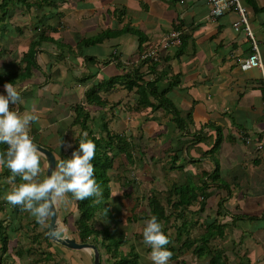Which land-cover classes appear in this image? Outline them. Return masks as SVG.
Here are the masks:
<instances>
[{
	"label": "crops",
	"instance_id": "crops-1",
	"mask_svg": "<svg viewBox=\"0 0 264 264\" xmlns=\"http://www.w3.org/2000/svg\"><path fill=\"white\" fill-rule=\"evenodd\" d=\"M243 2L264 61V0ZM209 12L207 0H0V92L6 82L22 92L17 107L37 116L30 134L54 151L57 164L79 148L85 133L108 140L125 130L134 160L140 136L163 140L165 172L176 170L177 183L196 191L185 217L197 232L209 223L216 232L206 254L191 249L169 264H264V71L242 68L251 41L234 27L238 12L218 20ZM174 29L182 31L181 42L165 47L164 37ZM151 48L159 51L157 72L150 62L141 64ZM136 69L143 75L135 76ZM156 75L159 91L188 130L179 131L170 112L140 103L139 84ZM114 152L116 160L123 155L133 163L126 152ZM41 163L46 173L44 156ZM117 169L111 199L121 208L130 205L120 225L128 239L121 249L138 254L139 264H153L142 232L137 239L129 231L132 221H145L136 207L138 180L120 195L113 189ZM56 204L64 220L62 204ZM63 207L78 213L75 199ZM78 251L93 261L89 250ZM102 253L103 261L112 255Z\"/></svg>",
	"mask_w": 264,
	"mask_h": 264
},
{
	"label": "trees",
	"instance_id": "trees-1",
	"mask_svg": "<svg viewBox=\"0 0 264 264\" xmlns=\"http://www.w3.org/2000/svg\"><path fill=\"white\" fill-rule=\"evenodd\" d=\"M25 1V0H24ZM33 3L31 2V5ZM31 7V6H30ZM264 8H261L263 10ZM150 62L151 71L157 72V65L155 59H146L142 61V65ZM134 75L139 77L143 74L136 69ZM160 75H156L154 80L146 81L142 84H139V97L140 103L143 105L152 106V110L164 109L172 114L173 121L176 123L179 131L188 130V125L186 121L181 117L179 110L169 99L165 91H159L157 82L160 79ZM132 81L130 80V87H132ZM110 136V134H109ZM85 138H90L95 141V156L93 157V164L95 169V177L97 182L101 185L103 189V198L97 197H88L83 200H76V205L78 209V216L75 219L74 225L75 228L73 230L76 238H78L82 242H92L95 243L100 251H101V260L102 263L107 264H139L138 254L133 253L132 250L125 253L121 246L128 242L126 239V235L121 228L122 218L120 217L121 208L119 206H110L111 204V180H112V170L115 166L116 161V153L117 152H126L127 158L134 162V157L131 152V143L127 140L123 135H117V140L114 135H111L108 140L102 139L96 136H87ZM116 145V148L114 147ZM110 146V147H108ZM6 148V145H0V150ZM138 148L140 154L143 156V151L141 146L138 144ZM140 160H142L140 158ZM10 175V169L3 166L0 171L1 176L8 180ZM136 181V178H128L127 184ZM15 183L20 182V177L16 178ZM187 184L179 185L178 183H173L170 187H167L164 194L159 193V191L155 192L154 187L149 188V190L145 193V197L147 203L150 207V214L144 212L141 217L144 220L150 218L151 215L156 214L158 218L161 220L163 226L166 224L170 226L169 228H174V232H170L168 227H164L165 233L170 237V241L165 247L171 249L173 255L170 257L171 259H176L180 256V254L184 251L193 250L194 254L198 256H202L210 251L211 244L210 241L213 236L216 235V232H213L214 226L212 223L207 225V231L200 233L195 232V222L191 219L188 220L185 217V212H192L191 206L193 205L191 199L196 195V191L193 188H188ZM6 191H8L9 186L5 185L3 187ZM0 188V211H2L3 216L0 217V264L2 263V256L5 252L10 250V240L13 236L17 235V232L23 231V222L26 217L31 219L33 216L30 214L28 210H24L21 206L17 205V208L12 205L8 201L1 200V196L3 195L2 189ZM204 188H202V193H204ZM5 191V192H6ZM162 192V191H161ZM200 193V190H199ZM164 196V197H163ZM163 198V200H162ZM165 198V201H164ZM107 202V203H106ZM166 203L169 205L170 211L166 208ZM23 209V211L21 210ZM105 209L110 211L109 217L105 218L104 214ZM101 215L106 222L102 224V227L96 226V220L98 215ZM97 216V217H96ZM181 224H178L179 222ZM33 222V227L27 229L25 232H28V241L32 238L31 243L35 244V241L39 243V247L36 248V252H43L41 249V241L38 240V236L32 235V231L35 230L36 226L40 223L34 218L31 220ZM177 223V224H176ZM165 224V225H164ZM27 228V227H25ZM47 228L46 235L44 237L45 240L52 242L48 236ZM16 238V237H15ZM143 239V238H142ZM20 243V241H18ZM144 243V241H142ZM180 244V245H177ZM147 250L151 251L150 247L146 245ZM103 249L106 252L111 253V257L105 259L103 261ZM33 251L28 248L25 249L21 247L20 249H16V254L18 257L24 256L26 253L30 254ZM45 255L47 253H44ZM33 256V255H32ZM52 253H48L46 258L52 259ZM43 256L35 257L33 256L28 264H39L43 261ZM107 260V262H106Z\"/></svg>",
	"mask_w": 264,
	"mask_h": 264
},
{
	"label": "clouds",
	"instance_id": "clouds-1",
	"mask_svg": "<svg viewBox=\"0 0 264 264\" xmlns=\"http://www.w3.org/2000/svg\"><path fill=\"white\" fill-rule=\"evenodd\" d=\"M4 88L5 91L0 92V145L6 148L0 150V165L10 169L9 181L20 177V182L12 183L10 190L4 193L5 199L27 209L42 225L53 214L56 203L67 207L73 199L93 196L102 199L103 189L94 174L95 141L81 140L70 157L60 159L45 173L41 163L44 153L29 130L37 116L34 111L19 110L17 105L23 100L22 92L12 82H6ZM84 135L87 137V133ZM142 236L151 249L153 264H169L173 253L165 245L170 237L156 214L145 221Z\"/></svg>",
	"mask_w": 264,
	"mask_h": 264
},
{
	"label": "rangeland",
	"instance_id": "rangeland-1",
	"mask_svg": "<svg viewBox=\"0 0 264 264\" xmlns=\"http://www.w3.org/2000/svg\"><path fill=\"white\" fill-rule=\"evenodd\" d=\"M119 132L120 133L125 132V134H126V131L123 129H121V130L118 129L117 133H119ZM125 134L123 133L122 135L124 137L129 135V134H127V135H125ZM138 135L139 134L137 132H135L134 135L132 136V138L134 139V137H138ZM144 135L146 136V134H144ZM116 139L117 138H115L114 140H116ZM138 139H139L138 144L141 146L144 155L142 156L140 154L139 148L135 149V146L133 143V146H134L133 149L135 150V156H136V159L134 160L133 163H129L128 161H126V158L123 157V155L117 157L116 165L114 167H117L118 169L115 170L114 173H116V175L120 176V180L117 183H113V189L115 192L118 191L120 195L124 192V190L126 191V188L131 189V187L128 188V185H126L124 183V180L127 177L129 178V176H134L136 178V181L138 180V182L136 183V186H138V189H139L138 195H139V200H140L139 206H136L138 208L137 211L141 210V212L144 211V212L150 214L149 204L147 203L145 198H143V199L141 198V195H142L141 193H145V191H148V189L150 187H154L153 189L156 188L155 192L159 191V193H161V195H162V193L164 194L166 192L164 190H165V187H167V185L169 184V182L175 181L177 183V181L179 180L180 174L176 170L173 172L172 171L165 172L164 167H169V165L168 164L165 165L163 163V160H164L163 140H157V139L148 140L147 137H143V136H140ZM132 142H134V141L132 140ZM177 150H178V148H177ZM140 158L142 160H140ZM119 161L123 162V164H125V165L120 166ZM121 179H122V181H121ZM147 182H149V183L146 184ZM12 183H15V182L9 181V179L5 180V181H4V179H2L1 185L3 187L5 185H8L9 186L8 189L10 190ZM3 191H4L3 193H5L6 190L3 188ZM1 200L5 201L4 194L1 196ZM162 200H163V198H162ZM164 201H165V198H164ZM116 203H117L116 201H114V202L112 201L110 206L119 205V207L121 208V205L116 204ZM122 206H123V208H121V212H120L121 216L120 217L122 219H124L129 214L130 205L128 204V205H122ZM14 207L17 208V205ZM63 208L64 207L62 205L61 215L66 216V218L64 220H62L64 223L62 222V223H60V225L62 228L67 230L71 236L76 237L73 230L75 228L74 222H75L76 217L78 216V213L76 212V209H74V210H72V213L69 214L71 208L69 207L67 210L63 209ZM166 208L168 211H170L169 205L167 203H166ZM23 209L27 210L25 208H23ZM23 209L21 208L22 211H23ZM105 212L106 213L104 214V216H105V218H108L110 211L105 209ZM97 215H98V217L96 216L97 217L96 226L102 227V224L104 223V221L106 222L109 219L104 220L101 215H99V214H97ZM2 216H3L2 211H0V217H2ZM3 217H6V216L4 215ZM49 217L46 221V224H43V225L39 224L38 226H36L35 230L31 232L32 235L38 236V240H42L41 241V247H42L41 250L43 252H36V250H35L36 248L39 247L38 241L37 242L35 241V244L31 243L32 238L28 241V232L26 233L25 231L27 229L30 230V228L33 227L34 223L31 222V220H33L34 217H32L31 219H29V217H26L24 222H23V231L21 230V231L17 232V235L13 236V238L10 240V243H9L10 250L3 254V256H2L3 260H2L1 264H28L29 260L33 256H35V257L43 256V258H42L43 261H41L39 264H93L91 257H89V256L86 257V255L83 254L82 252H80L78 250H74V251L68 250L67 248H64L63 246H61L60 244H58L57 242H55L51 239L50 240L52 242H49V241L44 239V237L46 235L47 228L49 227ZM145 221H143V222L142 221H140V222L132 221L131 222V228L129 231L130 232L136 231L135 233L137 235L136 236L137 239L140 237V235L138 237V233L142 232ZM180 221L181 220H179V222H177V223L181 224ZM195 226H197V224H195ZM25 227H27V228H25ZM164 227H168V229H170L169 230L170 232L171 231L174 232V228H172V229L169 228L170 226H168L167 224ZM197 230H198V227H195V229L193 230V233L197 232ZM141 237L143 238L142 235H141ZM18 241H20V243ZM21 247H24L25 249L30 248L33 252L30 254L26 253L24 256L18 257L16 254V249H20ZM124 248L130 249L131 245L129 244L127 246H124ZM103 252H104V254L109 255V252L106 253L105 249H103ZM44 253H47L46 255H48V253H52V255H53L52 259L46 258V255ZM104 256H106V255H104ZM106 262H107V260H106Z\"/></svg>",
	"mask_w": 264,
	"mask_h": 264
},
{
	"label": "built area",
	"instance_id": "built-area-1",
	"mask_svg": "<svg viewBox=\"0 0 264 264\" xmlns=\"http://www.w3.org/2000/svg\"><path fill=\"white\" fill-rule=\"evenodd\" d=\"M210 5L209 16L213 20H218L228 11L236 10L239 14V19L234 23L237 30H243L246 36L251 41V52L247 59L243 62L242 68L249 69L259 67L264 71V61L262 59L260 44L256 38L254 30L249 20L247 7L243 0H207ZM181 30L174 29L164 37L163 43L165 47H173L181 42ZM159 57L157 48H151L142 55V59H155ZM251 139L248 137L247 141Z\"/></svg>",
	"mask_w": 264,
	"mask_h": 264
},
{
	"label": "water",
	"instance_id": "water-1",
	"mask_svg": "<svg viewBox=\"0 0 264 264\" xmlns=\"http://www.w3.org/2000/svg\"><path fill=\"white\" fill-rule=\"evenodd\" d=\"M36 142V141H35ZM39 149L44 153L46 158L47 166L46 173L51 171L55 165H57V157L50 148L36 142ZM63 221L60 219L58 213L57 204L53 205V214L49 217V230L48 236L51 240L57 242L64 248L74 249V250H89L93 256V264H102L101 251L99 247L92 242H82L76 237L71 236L67 230L61 227L60 223ZM64 223V222H63Z\"/></svg>",
	"mask_w": 264,
	"mask_h": 264
},
{
	"label": "bare ground",
	"instance_id": "bare-ground-1",
	"mask_svg": "<svg viewBox=\"0 0 264 264\" xmlns=\"http://www.w3.org/2000/svg\"><path fill=\"white\" fill-rule=\"evenodd\" d=\"M246 60V59H245ZM244 62V61H243ZM243 64V63H242Z\"/></svg>",
	"mask_w": 264,
	"mask_h": 264
}]
</instances>
